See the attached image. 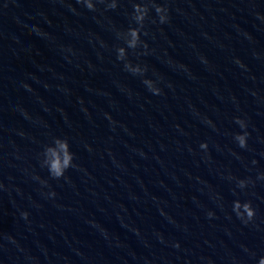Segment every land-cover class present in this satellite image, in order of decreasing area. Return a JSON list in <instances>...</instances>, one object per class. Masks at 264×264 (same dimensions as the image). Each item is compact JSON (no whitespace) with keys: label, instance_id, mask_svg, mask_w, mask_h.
Returning a JSON list of instances; mask_svg holds the SVG:
<instances>
[{"label":"water","instance_id":"95a60500","mask_svg":"<svg viewBox=\"0 0 264 264\" xmlns=\"http://www.w3.org/2000/svg\"><path fill=\"white\" fill-rule=\"evenodd\" d=\"M133 2L0 0V264H256L264 255V0H160L169 20L154 22L153 9L147 52L127 56L163 77L158 95L116 58ZM236 115L248 121L247 148L232 138ZM57 135L78 165L59 179L41 165ZM240 176L253 182L234 192ZM237 195L257 209L246 224L232 211Z\"/></svg>","mask_w":264,"mask_h":264},{"label":"clouds","instance_id":"9594fccd","mask_svg":"<svg viewBox=\"0 0 264 264\" xmlns=\"http://www.w3.org/2000/svg\"><path fill=\"white\" fill-rule=\"evenodd\" d=\"M84 7L89 10H95L97 8V0H81ZM119 0H105V7L108 9H114L118 7ZM154 9L156 16L153 17L154 22L165 23L169 20V5L166 2H160V0H134L132 5V11L130 13L131 22L128 27L123 30H118V35L123 39L124 43L116 47V58L124 61V69L132 74L141 76V82L145 85L148 91L152 94L158 95L163 92V87L160 81L162 76L155 74L148 75L150 67L147 63L133 62L127 59L129 49H136L142 46V52H147L148 43L144 40L142 29L144 27L146 18L150 12ZM33 27L37 25L33 24ZM146 31V30H145ZM206 59V57H202ZM237 63L241 66H245L243 60L239 57L236 58ZM186 67V65H182ZM169 86L171 82L169 81ZM25 87L31 88V85L25 84ZM105 116L112 120L111 113H105ZM234 122L239 126V130L232 134V138L239 148H247L249 143L250 132L248 130V121L242 115H236L233 117ZM179 127V126H178ZM91 145H89V148ZM198 147L201 150H209V141L207 139L201 140ZM41 165L47 169L48 175L52 178L59 179L66 177L68 169L76 165L75 157L76 153L72 150V145L68 137L66 136H54L51 142L47 143L42 150ZM252 164H257L258 160L253 158ZM78 166V165H76ZM37 179L44 185H47L49 181L46 178L37 176ZM258 179H264V171L258 173ZM236 185L233 191L236 189H246L252 178L248 176L235 177ZM55 188H50L47 195L49 197L56 196ZM163 211V209H161ZM232 211L235 213L243 223H248L253 220L257 214V209L251 199H241L239 195L232 200ZM215 211L209 209L207 215L209 217L215 216ZM30 215L27 209L21 212V216L28 218ZM95 224L96 221H91ZM14 239V237H12ZM163 239V236H161ZM180 242L176 241L175 246L179 247ZM256 264H264V255H260L256 260Z\"/></svg>","mask_w":264,"mask_h":264}]
</instances>
